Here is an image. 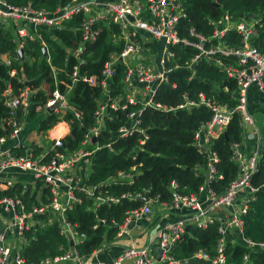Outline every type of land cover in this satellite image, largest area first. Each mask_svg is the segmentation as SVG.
I'll use <instances>...</instances> for the list:
<instances>
[{
    "label": "trees",
    "instance_id": "trees-1",
    "mask_svg": "<svg viewBox=\"0 0 264 264\" xmlns=\"http://www.w3.org/2000/svg\"><path fill=\"white\" fill-rule=\"evenodd\" d=\"M7 1L17 6L32 3L35 8L53 12L72 0ZM184 8L187 17L180 21L179 33L181 37L191 40V29L210 37L213 32L210 21L219 20L225 14H229L235 21L249 19L253 15L260 17L255 44L264 52V0H185ZM82 19L81 15L66 22L61 28L41 30V40L24 43L23 57L19 54L21 48L15 34L0 29V139L9 136L12 131V116L5 104L6 100L18 97L29 89L32 92L31 103L27 108L21 107L16 116L19 121L28 122L27 116L30 114L35 125L33 128L28 126V132L34 129L38 133L47 134L59 123L67 122L71 132L63 139L64 146L60 150L72 153L81 148L86 132L96 125L94 114L104 95L99 85L103 78L102 72L114 56L124 52L126 46L122 28L105 22L98 25V40L83 48L80 28ZM220 43L238 48L241 37L233 30ZM45 47L47 55L43 51ZM148 47L150 50L153 48L150 51L152 54L158 53L155 45L150 44ZM80 49L83 51L78 57L76 51ZM169 50L175 56L166 60L165 66L172 72L168 82L156 90L154 105L146 108L139 103L129 105L128 111L109 108L107 129L102 130L96 143L87 146L92 151L100 147L92 157V170L87 180L89 187H96L95 197L77 191L80 201L65 215L67 223L74 226L78 234L85 235L75 246L81 256H90L104 242H111L117 237L130 212L145 204L138 196L148 194L152 201L171 203L177 194L191 196L199 193L206 181L208 157L197 147L196 133L211 121L213 111L201 104L200 95L213 105H226L232 109L236 106L233 93L237 91V83L234 79H227L219 66L210 59L192 63L199 51L191 46L180 44L169 46ZM2 56H7L10 66L2 60ZM216 58L223 63L236 62L232 56L218 54ZM76 67L78 78L75 79L73 75ZM113 67L115 75L111 81V100L120 97L125 99L123 81L128 72L127 66L124 61L118 60ZM85 77H96L99 83L91 85L84 80ZM56 89L69 99L71 109L63 114L46 110V104ZM187 102L196 105L179 109V106ZM157 105L161 108H157ZM140 110L142 132L130 138L116 139V132L128 121V113ZM76 113L80 115L79 118ZM109 143H112V149L107 146ZM241 143V116L235 113L226 132L213 140L211 146L219 159L218 172L223 175V180L211 185L218 195L236 179L237 167L232 160V146ZM33 149L36 156L44 152L43 148ZM17 153H24V149L20 148ZM121 172L133 176V179L116 180ZM172 183L177 187L173 188ZM263 183L264 152L259 171L253 179L255 186ZM23 189L22 185H17L8 191L0 190V198L22 196ZM127 194L135 198L124 197ZM25 195L23 199L29 211L33 210L34 205L40 207L48 203L45 195L41 202L31 197L29 191ZM100 197L115 201L97 207L96 199ZM52 218L51 223L41 225L40 221H49L51 216L47 213L38 214L35 216L37 224L26 232L29 244L22 255L27 263L37 264L45 258L60 255L59 248L69 246L67 237L61 235L59 219L54 216ZM220 225V221L208 229L188 225L181 240L173 248L172 255L177 260H185L205 250L214 256L222 237ZM243 234L246 239L264 243V192L257 194V200L244 216ZM225 254L228 264H242L245 254L249 255V264H264V250L250 251L241 241L229 242Z\"/></svg>",
    "mask_w": 264,
    "mask_h": 264
},
{
    "label": "built area",
    "instance_id": "built-area-1",
    "mask_svg": "<svg viewBox=\"0 0 264 264\" xmlns=\"http://www.w3.org/2000/svg\"><path fill=\"white\" fill-rule=\"evenodd\" d=\"M184 3L185 0H111L104 3H97L96 0H72L56 11L49 12L35 8L32 3L17 6L10 4L7 0H0V29L14 33L17 40L21 42L19 46L21 49L27 41L41 40V30L61 28L66 22L81 15L83 16L80 27L83 48L98 40L100 35L98 25L105 22L119 25L126 43L124 52L120 56H114L112 62L106 65L100 83L96 77L84 78L91 85L99 83L104 90L103 98H106L107 102L99 105L94 114L96 125L86 132L79 150L72 153L61 151L60 148L64 146V137L61 135L53 139L55 144L52 145L50 151L38 156L35 155L33 147L25 150L22 154L9 148H3L8 136L0 139V183L4 181L3 175L10 170L23 172L30 174L36 182L41 183L46 189L47 198L50 196L49 203L40 207L34 205L32 211L28 210L23 199L24 195L0 198V213L6 217L5 229L0 232V264H29L23 255L14 253L15 245L12 241L14 238H20L28 246L29 240L25 234L37 224L35 216L38 214L54 213L61 224V235L72 236L74 246L85 238V235L78 234L74 226L67 223L65 215L80 201L76 195L77 191H83L95 197L96 187L82 186L80 172L82 164L100 149L97 147L92 151L88 150L87 146L93 143L94 138L100 137L103 130L102 118L104 115H109V108L128 111L129 105L138 104L135 100L121 97L112 101L110 97L111 81L115 75L114 64L121 57L126 59L129 56H142L145 41L164 45L161 70L149 62H142L136 67H130L123 81L125 94L132 81L136 80L143 85L145 94L151 99L140 103L143 108L154 105L153 97L156 90L160 85L168 82V76L172 70L166 69V60L175 56L169 50V46L183 44L197 49L199 54L192 63L201 59H210L219 66L227 79H234L237 83V91L233 93L236 106L232 109L226 105H213L207 102L202 94L200 95L201 104L213 111L211 121L196 133V145L200 152L206 153L208 157L206 181L200 187L199 193L191 196L177 194L172 200L173 208H185L190 210L191 214L177 222L167 223L158 234L159 249L164 251L162 260L158 264H190L191 259H200L210 264H228L225 251L229 243L227 236L231 231L237 232L236 235L248 250H264V243L253 242L246 239L243 234L244 216L248 214L251 204L257 200V194L264 192V183L260 186L253 184L264 152V126L262 132L256 135L258 146L255 152L247 155L242 149L243 143L232 146V160L237 167L236 179L220 195L211 188L214 182L223 180V175L219 174L217 168L218 156L211 149L213 140L226 132L235 113L240 114L243 128L245 125L253 124L254 121L247 110L248 90L251 86H256L261 93H264V52L255 44L257 26L261 18L253 15L249 19L235 21L229 14H225L219 20L210 21L213 28L210 37H205L195 29H191L190 37L193 38L191 40L181 37L179 33L180 21L187 17ZM233 30L241 37V45L238 48L227 47L220 43ZM214 41H218V43H214ZM82 51L83 49L76 51V55L79 57ZM218 54L235 57L236 62L234 64L223 63L216 58ZM5 63L8 66L11 65L10 60H6ZM73 76L75 79L78 78L77 67ZM31 95L32 92L26 89L20 96L7 99L5 102L12 116V131L9 135L12 138L21 136L22 125L16 116L21 107H29ZM123 100L125 101L123 102ZM193 105L196 104L187 102L186 105L179 106V109ZM50 108H55L54 112L63 114L64 111L71 109L68 97L56 89L46 104V110ZM157 108H161V106L157 105ZM141 113V110L128 113V121L116 132V139L130 138L137 132H142ZM76 117L79 118L80 115L76 113ZM141 143L144 144V141ZM111 144H107L110 149H112ZM132 179L133 176L122 172L116 178V180L128 181ZM172 186L173 188L177 187L175 183H172ZM6 187L7 190L13 189L15 187L13 181H8ZM202 196H205L206 201L201 200ZM124 197L135 198L131 194ZM138 197L143 198L142 196ZM108 201L114 202L115 200L100 197L96 199V206ZM150 202L152 200L130 212L119 236L127 232L131 220H139L153 213ZM217 221L221 222L219 232L222 237L214 256L205 250H200L191 259H175L172 255L173 248L181 240L188 225H195L199 229H208ZM59 249L60 255L45 258L37 264H60L64 261H73L75 264H125L126 261H131L132 264H152L150 248L138 249L133 245L128 247L122 255L108 262H94L92 256H90L91 259L81 256L75 248L70 250L68 246H61ZM249 261V255L245 254L242 264H249Z\"/></svg>",
    "mask_w": 264,
    "mask_h": 264
},
{
    "label": "crops",
    "instance_id": "crops-1",
    "mask_svg": "<svg viewBox=\"0 0 264 264\" xmlns=\"http://www.w3.org/2000/svg\"><path fill=\"white\" fill-rule=\"evenodd\" d=\"M109 1L111 0H96L97 3H101V2L104 3ZM150 44H152L153 46L155 45V47L158 48V53L159 52L162 53L160 54L158 60L155 58L156 56L158 57V53L152 54L150 52L151 54L149 55L148 50L150 49L149 47L147 48V46ZM142 54H143L142 56H129L126 59H124V63L126 64L128 70L130 69V67H136L142 62H149L153 66H156L157 69L161 70L160 64H161V60L164 57L163 44L145 41L144 50ZM2 60L4 62L8 60L7 56H2ZM126 91L127 93L125 94V98L135 100L139 104L151 100L145 94V89L143 88V85L138 83L136 80L131 82V84L127 87ZM106 102L107 99L103 98L102 100H100L99 105L105 104ZM247 110L254 122L251 125L244 126L242 145L245 153L247 155H250L251 153L257 150L258 140L256 135L262 132L264 126V93H261L256 86H251L248 90ZM109 120H110L109 115H104V117L102 118L103 123L106 125H108ZM27 121L28 122L26 121L23 122L20 120V123L22 125L21 136L19 138H12L8 136L6 143L3 145V148H9L17 152V150H19L20 148H23L25 151L28 150L30 147H33V145H35V142H33V140H30V139H35L34 134L32 136V133L28 132V126L31 127V122H32V120L30 119V114L27 116ZM70 132H71L70 125L67 122H61L55 127H53V129L48 131L47 134H43L45 139L48 141V146H43L45 148H43L44 152L42 153H45L46 151L47 152L50 151L52 147L53 139L55 137L61 135L65 138L66 136L70 135ZM36 133L38 132L35 131V135ZM91 170H92V157L89 158V160H87L86 162H84L81 166V172H80V176L82 178L81 185L84 187H88L87 179L90 176ZM3 176H4V181L0 183V190L8 191L6 187V183L8 181H13L15 187L17 185H22V188H24L22 192V196L29 191L31 197H34L37 202H41L42 200L44 201L43 199L44 195L47 198L45 187L41 183L36 182L30 174H26L15 170H10L9 172L5 173ZM39 195H40V199H38ZM201 200L206 201L205 196H202ZM47 201L49 203L50 196H48ZM150 204L153 208V213L151 215L143 217L142 219L139 220H131L130 223L133 221L137 223L136 227L133 229H129L127 227V232L123 233V235L119 236L118 233L117 237L113 241L104 242L96 252L90 255L93 257L92 261L94 262L111 261L115 257L122 255L123 252L128 247L133 245L138 249L150 248V256H151L152 264H157L158 263L157 258L159 255L158 234L163 230L164 226L167 223L177 222L180 219L189 216L191 214V211L185 208L175 209L173 208L171 203L152 201L150 202ZM47 214L49 216L54 215V213L52 212H48ZM5 218H6L5 215L0 213V232L4 231L5 229V222H6ZM52 219L53 218L51 217L49 221H40L41 225H47L51 223L53 221ZM120 230H122V227L120 228ZM236 233H237L236 231H231L228 234L227 236L228 242L233 243L240 241V238L236 235ZM67 239L69 241L68 248L70 250L72 248H75V246L72 245V241H73L72 236H68ZM12 243L15 245L14 253L22 255L23 250L25 249V247H27L23 243V241L20 238H14ZM90 256L88 257L90 258ZM189 263L210 264L209 262L200 259H193V260L191 259ZM60 264H75V262L64 261L61 262ZM125 264H132V262L126 261Z\"/></svg>",
    "mask_w": 264,
    "mask_h": 264
},
{
    "label": "water",
    "instance_id": "water-1",
    "mask_svg": "<svg viewBox=\"0 0 264 264\" xmlns=\"http://www.w3.org/2000/svg\"><path fill=\"white\" fill-rule=\"evenodd\" d=\"M130 20H133V18H130ZM17 44H18V45H21V42L18 41ZM43 51H44V54H45V55L48 54V50H47L46 47L43 49ZM19 54L23 57V49H20V50H19ZM120 61L123 62L124 59L121 57V58H120ZM54 111H55V108H50V109H48V112H49V113H53ZM225 136L227 137V134H225ZM96 142H97V139L94 138V139H93V143H96ZM54 144H55V142L53 141V142H52V145H54ZM242 149H243V147H242ZM142 200H143V202H145V203L149 202L150 199H149L148 194H146V196H144V197L142 198ZM136 224H137V223H136L135 221H133V222H131V223L128 225V228H129V229H133V228L136 227ZM72 245H75V244L72 243ZM167 249H168V247L166 248V250H167ZM158 253H159V255H158L157 260H158V263H160L161 260H162V257H163V254H164V251H163L162 249H158ZM158 263H157V264H158Z\"/></svg>",
    "mask_w": 264,
    "mask_h": 264
},
{
    "label": "rangeland",
    "instance_id": "rangeland-1",
    "mask_svg": "<svg viewBox=\"0 0 264 264\" xmlns=\"http://www.w3.org/2000/svg\"><path fill=\"white\" fill-rule=\"evenodd\" d=\"M94 1V0H93ZM152 49L153 48H151V52H152ZM148 50V49H147ZM149 51V55L151 54L150 53V50H148ZM160 54H162L161 52H159L158 53V57L156 56L155 58L158 60L159 59V57H160ZM35 125V121H33V122H31V127L33 128V126ZM107 127H108V125H106V124H102V129H107ZM35 131L36 130H34L33 129V131H30L31 133H32V136H33V134H34V138L35 139H30V140H33V142H35V145H33L34 147L33 148H45V147H43V146H48V141L45 139V137H44V135L42 134L41 135V133L39 134V133H36V135H35ZM37 132V131H36ZM50 143V142H49ZM42 145V146H41ZM38 199H40V195H39V197H38ZM54 216V215H53ZM53 216H51V217H53ZM55 217V216H54Z\"/></svg>",
    "mask_w": 264,
    "mask_h": 264
}]
</instances>
